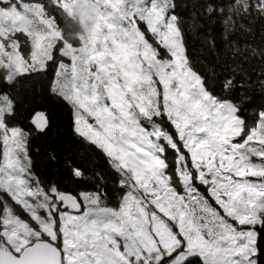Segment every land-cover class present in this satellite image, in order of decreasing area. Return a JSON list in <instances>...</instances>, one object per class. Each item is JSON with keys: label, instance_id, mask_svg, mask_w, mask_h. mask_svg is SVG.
Returning a JSON list of instances; mask_svg holds the SVG:
<instances>
[{"label": "snow or ice", "instance_id": "obj_1", "mask_svg": "<svg viewBox=\"0 0 264 264\" xmlns=\"http://www.w3.org/2000/svg\"><path fill=\"white\" fill-rule=\"evenodd\" d=\"M0 264H264V0H0Z\"/></svg>", "mask_w": 264, "mask_h": 264}, {"label": "trees", "instance_id": "obj_2", "mask_svg": "<svg viewBox=\"0 0 264 264\" xmlns=\"http://www.w3.org/2000/svg\"><path fill=\"white\" fill-rule=\"evenodd\" d=\"M192 51L199 54V44L193 40L191 42ZM47 80L38 81L36 83L25 82L21 86V91L27 98L25 108L22 110L26 116L28 110L34 107H42L51 109L56 117L58 128L54 137L58 152L61 156L75 160L76 162L90 165L93 161H99V157L91 146L82 142L72 131L69 126L68 112L66 108H61L59 103L51 99L46 92ZM45 143L43 139L37 141V145L41 146ZM39 170L42 174L54 175V178L59 180L69 189H75L76 185L73 184L68 176L67 170L58 167L55 170L47 162L46 157L41 154L38 157Z\"/></svg>", "mask_w": 264, "mask_h": 264}]
</instances>
